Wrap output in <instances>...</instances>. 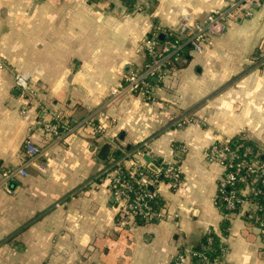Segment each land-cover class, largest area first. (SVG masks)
<instances>
[{"label":"crops","instance_id":"crops-1","mask_svg":"<svg viewBox=\"0 0 264 264\" xmlns=\"http://www.w3.org/2000/svg\"><path fill=\"white\" fill-rule=\"evenodd\" d=\"M228 1L149 0L139 10L123 0H0V264H175L180 252L182 264H264L257 199L228 211L217 200L223 168L207 155L217 141H246L264 161V6L153 79L151 99L112 93L145 64L155 26L164 37L183 8L204 16ZM16 72L36 95L21 94ZM180 116L190 120L177 126ZM27 138L41 153L4 184L3 171L27 159ZM139 144L148 167L146 155L159 171L181 170L175 188L160 177L153 220L122 215L110 181L97 178ZM209 234L214 260L196 250Z\"/></svg>","mask_w":264,"mask_h":264},{"label":"built area","instance_id":"built-area-1","mask_svg":"<svg viewBox=\"0 0 264 264\" xmlns=\"http://www.w3.org/2000/svg\"><path fill=\"white\" fill-rule=\"evenodd\" d=\"M123 1L132 3L139 10L147 9L149 2V0ZM260 6H264V0H229L225 7L212 9L204 16L183 8L180 11L178 25L173 31L161 37L160 28L155 26L152 34L146 37L145 64L141 68L130 70L125 75L123 85L112 88L113 97L126 91L151 99L154 92V78L165 81L170 70L184 60L186 54L191 51H202L207 40L223 33L231 20L250 17ZM2 66L3 64L0 63V67ZM15 85L24 96L36 95L29 79L19 72L15 73ZM189 120L186 116H180L174 120V124L183 126ZM44 129L48 132L57 131L56 124L51 121L44 123ZM143 146V144L136 145L126 150L122 156L110 159L98 173L97 178L110 181L122 215L134 220L137 217L153 220L159 217L154 204L160 193V177H164L175 188L180 184L181 170L178 163L174 162L164 164L159 172H154L138 157L143 154ZM25 148L27 153L25 162L18 167L3 171L4 184L11 183L19 176H26L27 166L41 153L39 145L31 138L25 140ZM207 155L210 159L218 161L223 168L217 200L228 211H236L244 203L256 198L254 213L264 234V201L259 199L260 197L264 199V161L246 141L239 143H233L231 140L217 141L207 149ZM192 255L207 259L203 253L196 251H192ZM185 259L186 252H180L174 263L182 264Z\"/></svg>","mask_w":264,"mask_h":264},{"label":"trees","instance_id":"trees-1","mask_svg":"<svg viewBox=\"0 0 264 264\" xmlns=\"http://www.w3.org/2000/svg\"><path fill=\"white\" fill-rule=\"evenodd\" d=\"M127 3H130V2H127ZM259 199H262V201H264V199L262 197H260ZM209 236H212L213 237L212 239L214 241L212 246H211V249L208 247V237ZM201 245H202V247L200 248ZM201 245L196 247V250L202 251L206 256H208L209 259L214 260L217 256L218 252H219V249H220L216 236L214 234H209L208 236H206L205 239H203L201 241Z\"/></svg>","mask_w":264,"mask_h":264},{"label":"water","instance_id":"water-1","mask_svg":"<svg viewBox=\"0 0 264 264\" xmlns=\"http://www.w3.org/2000/svg\"><path fill=\"white\" fill-rule=\"evenodd\" d=\"M161 37H163V34L160 35ZM156 79V78H154ZM111 145L110 143H105L100 151V157L105 159L110 151ZM145 159L149 162V167L151 169H153L154 171H159V168L157 167L156 163L154 161H152V158L149 155L145 156ZM160 162V161H159Z\"/></svg>","mask_w":264,"mask_h":264}]
</instances>
